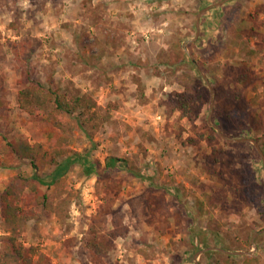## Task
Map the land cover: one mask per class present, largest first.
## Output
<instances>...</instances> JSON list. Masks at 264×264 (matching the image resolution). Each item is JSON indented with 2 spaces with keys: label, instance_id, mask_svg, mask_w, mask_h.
<instances>
[{
  "label": "rangeland",
  "instance_id": "1",
  "mask_svg": "<svg viewBox=\"0 0 264 264\" xmlns=\"http://www.w3.org/2000/svg\"><path fill=\"white\" fill-rule=\"evenodd\" d=\"M220 1L0 0V249L14 235L51 264H225L216 252L196 259L208 247L248 251L232 255L264 264L263 157L215 127L232 139L259 136L264 146V0H230L200 17ZM243 71L255 78L246 87L233 80ZM28 77L87 97L88 122L63 116L60 128L49 113L23 111L17 95ZM216 84L241 90L242 100L217 99ZM199 90V115L184 118L177 93ZM211 134L217 164L208 163ZM24 141L70 159L58 185L49 183L55 164L38 170L2 152ZM34 175L47 181L42 191L70 200L65 215L38 205L26 182ZM14 182L22 188L14 203L33 214L15 229L1 214V194ZM153 193L166 197L165 213L149 209ZM92 238L111 242L101 263L86 252Z\"/></svg>",
  "mask_w": 264,
  "mask_h": 264
},
{
  "label": "trees",
  "instance_id": "2",
  "mask_svg": "<svg viewBox=\"0 0 264 264\" xmlns=\"http://www.w3.org/2000/svg\"><path fill=\"white\" fill-rule=\"evenodd\" d=\"M233 80L236 81L237 84L246 87L254 81L255 78L247 71H243ZM24 82L26 85L19 90L17 99L19 107L29 115L44 118L45 115L49 113L52 115V123L60 128L63 127V122L60 119L63 116L74 117L78 126L81 128L86 122H88L86 119L84 121L82 120L85 114L88 113L92 107L91 101L87 97L82 95H71L68 91L46 85L43 82L30 77L25 79ZM228 88L229 86L225 88L226 91L224 93L219 84L214 85L216 98H223L225 95V98H228L231 101L242 100L243 95L241 90L233 92L229 91ZM177 96V109L181 112V115L189 120H194L199 115V112L204 104V91L199 90L195 94L180 92L177 93ZM234 110L228 111L226 115L230 118H234L237 115ZM221 115L222 112H216L215 119H219ZM253 122L256 126L259 125L257 120L253 119ZM225 123L227 124V122ZM220 126L224 129V131H226L225 125L222 124V122L220 123ZM190 140L194 142V139ZM207 140L209 144L214 147L213 151L207 155L209 158L208 163L217 164L220 162L221 153V149L215 145L217 139L211 134L208 136ZM256 140L261 143V138L259 136L256 137ZM262 149L264 151V146H262ZM9 151H13L17 157L29 160L38 170H43L45 166L52 167L56 165L54 172L51 174L52 179L49 182L53 185H58L60 183V178L68 170L71 162L70 159L60 162L55 154L49 156L41 154L38 148L32 146L26 141L8 143V146H5L2 152L8 153ZM66 152L67 151L63 149L62 151H56V154L61 155ZM217 153L219 154L217 155ZM110 160L112 163L107 164L108 168L115 165L116 158L111 157ZM26 182L31 186L38 205L54 211L58 216L66 214L70 200L66 201L64 199L57 198L58 195L54 192L42 191L39 185L45 184L47 181L39 179L38 175H34L31 181L27 180ZM21 190L22 188L14 182L9 184L3 194H1V200L4 205L1 214L5 218L6 224L13 226L14 229L16 228L17 223L22 224L33 218V214L27 210H22L21 207H18L14 203L21 197ZM224 196V193L219 194L217 200L225 203L226 201ZM207 198L210 204L214 203L212 196L209 195ZM167 205V199L163 194L153 193L148 197V207L154 213L157 211L165 213L168 210ZM112 234L113 236H116L114 232H112ZM109 242L110 241L105 238H92L86 243V252L91 254V257L95 262L101 263L109 250ZM215 252L226 257L225 264H239V261L232 254H228L223 251H209L207 253L209 254ZM249 260L251 259L248 257L245 259L246 262ZM0 264H51V262L47 255L40 252L36 246H25L24 244L18 242L17 238L12 235L7 238L6 246L3 249H0Z\"/></svg>",
  "mask_w": 264,
  "mask_h": 264
},
{
  "label": "water",
  "instance_id": "3",
  "mask_svg": "<svg viewBox=\"0 0 264 264\" xmlns=\"http://www.w3.org/2000/svg\"><path fill=\"white\" fill-rule=\"evenodd\" d=\"M227 1H230V0H222V1H220V2H218V3H216V4H214V5H211V6H208V7L204 8V9L201 11V13H200V17H201V15H202V13H203L204 11H206V10H208V9L214 7V6L221 5V4H223V3L227 2ZM198 25H199V21H198ZM215 127H216V129L220 132L221 136H222L224 139H226L227 141H251V142H253V143L256 145V147L258 148V150L260 151V153H261V155H262V157H263V160H264V152H263L261 146L259 145V143L257 142V140H256L255 138L232 139V138L227 137V136L222 132V130H221V128H220L219 126H216V125H215ZM263 231H264V230H263ZM263 231H260V232H263ZM260 232H259V233H260ZM259 233L255 234L254 238H255L256 236H258ZM254 238H253V241H254ZM210 250H221V251H224V252H226V253H228V254H244V253L246 254V253H249L248 251H237V252H232V251H228V250H225V249H223V248H219V247H208V248H206L205 250H202V251L198 252V253L196 254V256H195L196 259H197L198 255H199L200 253H202V252H204V251H210ZM196 264H199V262L196 261Z\"/></svg>",
  "mask_w": 264,
  "mask_h": 264
}]
</instances>
